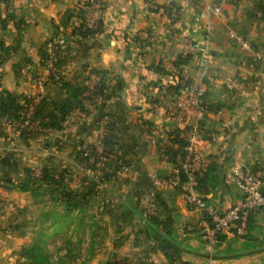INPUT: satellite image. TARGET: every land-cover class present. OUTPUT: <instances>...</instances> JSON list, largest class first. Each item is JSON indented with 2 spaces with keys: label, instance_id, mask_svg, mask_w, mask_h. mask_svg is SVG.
I'll return each mask as SVG.
<instances>
[{
  "label": "crops",
  "instance_id": "obj_1",
  "mask_svg": "<svg viewBox=\"0 0 264 264\" xmlns=\"http://www.w3.org/2000/svg\"><path fill=\"white\" fill-rule=\"evenodd\" d=\"M79 1L0 0L5 48L0 52V222L6 204L23 203L25 191L16 184L28 170L81 168L97 175V187L110 194L101 203L113 207V213L103 211L98 219L103 224L111 217L116 223L125 220L119 228L129 229L127 240L133 242L128 250L114 245L121 259H109V245V252L100 247L85 264H264V246L230 256L227 243L243 237L229 232L209 251L201 234L202 213L181 198L188 186L184 178L172 187L153 181L154 173L170 174L182 160L176 142H169L167 150L162 147L168 134L182 127L197 133L202 154L192 187L217 208L239 196L230 180L231 162L252 167L264 163V60H257L239 41L264 55V0H170L174 19L148 8L145 0H97L100 29L87 36L68 35L60 80L34 86L31 76L41 43L55 26L65 24ZM177 73L197 92V105L179 104L167 88ZM96 82L100 90L90 97L81 95L83 110L62 130L21 137L1 108L5 91L18 101L39 91L48 101L60 102L71 97L74 88ZM49 112L50 104L43 110ZM104 134L110 135L104 161L100 156L94 167L77 162L80 149L96 146ZM150 194L158 198L156 215L180 242L172 262L156 244L151 247L145 221L138 215ZM257 230L264 236V207L249 218L247 232ZM22 238L0 223V264L14 261L10 253Z\"/></svg>",
  "mask_w": 264,
  "mask_h": 264
},
{
  "label": "rangeland",
  "instance_id": "obj_2",
  "mask_svg": "<svg viewBox=\"0 0 264 264\" xmlns=\"http://www.w3.org/2000/svg\"><path fill=\"white\" fill-rule=\"evenodd\" d=\"M75 10L76 8H73V11ZM68 123L61 129L59 127L58 130L64 129ZM100 149L97 151L99 152ZM101 156L99 160L104 161L106 155L102 154ZM90 159L91 156L84 159L82 157L79 159L77 156L76 161L83 166H88ZM73 167L75 166L73 165ZM46 168L50 169V167ZM62 170L58 173L49 170L45 176H26L17 183L18 187L25 191L22 197L23 203L21 205L6 204L4 211L7 213L0 222L4 228L12 229L23 235L20 243L19 241L15 242L17 246L19 244L20 246L12 249L10 255L14 261L9 264H85L103 246H106L108 252L112 249L109 259L113 261L117 257L121 259L122 256L119 253L115 254L113 251L115 246L123 245L124 247L121 246V248L128 250L126 249L128 245L133 243L127 240L130 230L126 229L125 232L119 228V226L124 227L122 223L125 220L116 223V221H111L113 219L111 217L103 224L101 219H98V214L103 211L111 215L113 207L108 204L103 206L101 203V201L108 200L110 194L108 190L97 187L99 180L97 175L93 176L90 171L87 173L81 168ZM157 174L154 173V175ZM57 179H59L58 182H56ZM148 200L154 206L150 214L156 215L155 207L158 198L156 195L150 194ZM142 208L143 205L138 208V215L144 218ZM257 232L259 235L254 232H246L241 239L233 237V242L227 243L229 255L237 256L242 250L252 251L263 247V232L258 230ZM146 235L153 241L151 247L156 244L162 252L160 243L149 236L147 231ZM131 237L137 240V237L132 235ZM174 239L178 244V249L173 251L170 257L165 256L162 252L166 260L171 262L176 259L180 245L176 236ZM109 245H112L110 249L107 247ZM130 257H136L135 260L140 258L138 254L134 255L133 253L132 255L130 253Z\"/></svg>",
  "mask_w": 264,
  "mask_h": 264
},
{
  "label": "built area",
  "instance_id": "obj_3",
  "mask_svg": "<svg viewBox=\"0 0 264 264\" xmlns=\"http://www.w3.org/2000/svg\"><path fill=\"white\" fill-rule=\"evenodd\" d=\"M84 1L87 3H84ZM145 3L148 8H153V10L156 8L155 10L163 13L167 18H171L175 14L173 7L167 12L162 7L168 6L169 0H161L160 2L157 0H145ZM74 8L76 10L80 8L81 14L78 17H70L63 25L55 26L43 44V56L39 59L37 69L31 76L32 84L36 87H43L46 84L56 83L60 80V64L56 61L57 51L63 47L66 37L70 35V31L75 25L82 22L83 26L93 27L96 18L99 16L97 13L99 8L97 0H81ZM239 41L257 60H264V55L261 51L242 39H239ZM190 47L193 48L192 46ZM197 49H201V47H197ZM43 96L39 91L25 95V100H23L25 106L21 112V117L20 119L12 120L10 122L11 126L45 131V129L38 126L34 115V111ZM175 97L181 105L185 103L197 105L198 103L197 92H194L189 84L182 85L175 92ZM81 111L78 107H74L66 113L59 122L60 129L74 115L80 114ZM178 118L183 119L182 111L178 113ZM180 135L184 137V143L181 146L183 151L182 160L173 168L170 174L154 175L153 181L159 185L172 187L180 182V175H183L184 182L188 186L181 192V198L186 205L202 213L201 234L209 251H211L212 247L219 243L222 233L229 232L236 236H242L246 233L251 214L264 207V163L252 167L236 161L231 162L229 165L230 180L238 189L239 196L224 208L218 209L192 187V182L202 162L201 151L196 145L197 133L194 130H190L187 133L180 131ZM99 148L100 145L95 146L96 150ZM38 173V169H33L34 175H38ZM148 199L144 201L142 208L144 216L150 214L154 209L153 203Z\"/></svg>",
  "mask_w": 264,
  "mask_h": 264
},
{
  "label": "trees",
  "instance_id": "obj_4",
  "mask_svg": "<svg viewBox=\"0 0 264 264\" xmlns=\"http://www.w3.org/2000/svg\"><path fill=\"white\" fill-rule=\"evenodd\" d=\"M84 3H87V2L84 1ZM162 7L167 12L171 7H173V3L169 0V5L168 6H162ZM99 8H100V4H99ZM155 9L156 8H154V10ZM80 14H81V9L78 8L76 11L71 12L68 19L72 16L78 17ZM174 17H176L175 14L172 17V19H174ZM2 20H3L2 17H0V22H2ZM100 27H101V18H100V16H98L95 20V24L93 27L83 26L82 22H79L70 31V34L87 36V35H91V34L96 33L100 29ZM45 40H43V42L41 43V46L38 50L39 59L43 56V44H44ZM4 49L5 48L2 45V41L0 40V52H3ZM63 49H64V46L59 51H57L56 61L59 64H61L62 59H63ZM186 56H187V53H185L179 59L180 60L184 59ZM184 84H189V82L187 81V79L182 78L177 73L175 81L172 84L167 85V88L172 90L173 92H176ZM100 87H101V84H99L97 82L93 85L88 86V87L85 85L78 86L72 90L71 97H69L63 101H60V102L48 101L45 98V96H43L41 98V101H40L38 107L34 111V115H35V118L37 119L38 126L42 129H45V130L46 129L47 130L58 129L60 127L59 122H60L61 118L66 113H68L72 108L78 107L79 109L83 110V107L81 104V97H82L81 95H83L85 97H90L91 95L97 93L98 90H100ZM23 100H25L24 96L22 97L21 101H18L16 99V97L13 94H11L10 92H7V91L4 92L1 108H2V111L5 114V117L9 123L12 120L20 119L21 112L25 106V104L23 103L24 102ZM49 104L51 105V112L43 113V110ZM13 128L18 132V134L21 137H25L30 132L35 131V130L26 129V128L25 129L17 128V127H13ZM180 131L187 133L189 130H187L186 127H182V128L175 129V131L168 134L166 142L164 141L165 143L163 142V145H162L164 150H167L169 142H171V143L176 142L179 145V147L181 148L182 144L184 143V137L182 135H180ZM109 144H110V135L104 134L101 137V142H100L101 152H98L97 150H95V146L93 144H86L79 151V159L81 157L84 159V158H88L89 156H91V159H90L88 165H89V167H94V163L96 161H98L100 156L103 153L109 152V149H108ZM103 155H105V154H103ZM181 155H183L182 150H181ZM49 170L51 171L52 169L40 168L38 176L47 175ZM31 175H34L32 169L28 170L26 173V176H31ZM183 178L184 177L181 174L180 180H182ZM58 181H59V179L56 180V182H58ZM17 183H19V182H17ZM16 186L18 187L17 184H16ZM18 188L21 189L20 187H18ZM143 219L145 221L147 234H149V236H151L157 242H159L160 247L162 249V252L165 254V256L170 257L171 253L178 249V244H176V241H175L174 236L171 232V229L162 220H160L158 218V216H156L155 214H148Z\"/></svg>",
  "mask_w": 264,
  "mask_h": 264
}]
</instances>
